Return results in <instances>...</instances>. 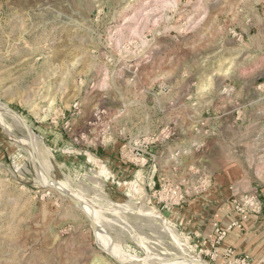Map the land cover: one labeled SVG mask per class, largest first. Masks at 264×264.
Listing matches in <instances>:
<instances>
[{"label":"rangeland","instance_id":"1","mask_svg":"<svg viewBox=\"0 0 264 264\" xmlns=\"http://www.w3.org/2000/svg\"><path fill=\"white\" fill-rule=\"evenodd\" d=\"M0 102V264H264V0H0Z\"/></svg>","mask_w":264,"mask_h":264},{"label":"crops","instance_id":"2","mask_svg":"<svg viewBox=\"0 0 264 264\" xmlns=\"http://www.w3.org/2000/svg\"><path fill=\"white\" fill-rule=\"evenodd\" d=\"M234 247L237 251H243L255 255L256 259L264 255V206L259 215H251L242 222L241 227L228 232L220 249Z\"/></svg>","mask_w":264,"mask_h":264},{"label":"bare ground","instance_id":"3","mask_svg":"<svg viewBox=\"0 0 264 264\" xmlns=\"http://www.w3.org/2000/svg\"><path fill=\"white\" fill-rule=\"evenodd\" d=\"M0 106H2L1 104H0ZM3 115H6V116H11L14 120H16L17 122H20L18 119H17V117L15 116V115H13V114H11L10 112H8L5 108H4V113H3ZM3 117V116H2ZM13 121V120H12ZM32 132H30V135H29V138H30V140H29V142H30V146H29V148H28V150H29V154H30V159H31V161H33V164H34V166L36 167V170H37V172H38V174H39V176H40V178L41 177H44V172H47V164H46V161H47V159H46V154H45V151H44V149L42 148V146L40 145V143H39V141H37L36 140V138H35V135H33V134H31ZM49 165V164H48ZM50 168V167H49ZM48 175V174H47ZM50 176V175H49ZM51 178V177H50ZM44 185H46V186H59V185H57L58 184V182L57 183H55V181H53L52 179H49V178H46L45 177V179H44ZM63 185V184H62ZM63 187V186H62ZM66 193V192H65ZM67 194H70V193H68L67 192ZM70 195H72V194H70ZM73 196V195H72ZM74 197V196H73ZM79 201V200H78ZM82 204H84V203H82ZM89 205V204H88ZM84 207H85V209L87 210V212H91V209H89L90 207H87L85 204H84ZM93 213V212H92ZM92 213H90L91 215H92ZM92 216H94V215H92ZM93 220H94V218H93ZM98 229V228H97ZM97 229H95V231H96V233H97V235H100L101 237H104L103 235H102V233H100V231L99 230H97ZM101 239V238H100ZM105 240H108V238H106ZM109 241V240H108ZM107 247H108V244H107ZM114 247V246H113ZM109 248V247H108ZM111 249V248H110ZM111 251V250H110ZM115 252V251H114ZM114 252H112V253H114ZM118 252V251H117ZM120 254V253H119ZM114 255H115V258H117L119 261H121L122 263H124V264H130V262H128V263H126V261L125 260H128V259H126L125 257H123V256H121V255H118V254H116V253H114ZM192 258L191 259H174V260H172V261H174L173 262V264H204V263H202L201 262V260H199V258H197V256L195 257V256H191ZM137 258V257H136ZM180 258V257H179ZM185 258V257H184ZM153 264H169L168 262H165V261H163L162 259H159L158 261H155V263H153Z\"/></svg>","mask_w":264,"mask_h":264},{"label":"water","instance_id":"4","mask_svg":"<svg viewBox=\"0 0 264 264\" xmlns=\"http://www.w3.org/2000/svg\"><path fill=\"white\" fill-rule=\"evenodd\" d=\"M0 104H3L0 102ZM4 108L10 112L11 114L15 115L17 117V119L22 123V125L25 127L26 131H27V134L30 135V129L29 127L27 126L26 122L24 121V119L15 111L13 110L12 108H10L9 106L7 105H4ZM48 174V173H46ZM49 175V174H48ZM50 178V176H49ZM60 194H62L64 197L68 198L79 210H81L86 216L87 218L89 219L90 223H91V226L94 228L96 226L93 218L90 216V214L87 212V210L84 208L83 204L78 201L75 197H73L72 195L70 194H67L65 192H63L60 188L58 187H54ZM110 256H112L109 252H107ZM113 258H115L114 256H112ZM120 264L121 262L115 258Z\"/></svg>","mask_w":264,"mask_h":264},{"label":"built area","instance_id":"5","mask_svg":"<svg viewBox=\"0 0 264 264\" xmlns=\"http://www.w3.org/2000/svg\"><path fill=\"white\" fill-rule=\"evenodd\" d=\"M253 199H254V196H253ZM231 252V250H229Z\"/></svg>","mask_w":264,"mask_h":264}]
</instances>
